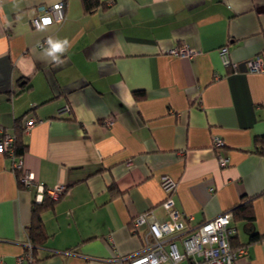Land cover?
<instances>
[{"label": "crops", "instance_id": "1", "mask_svg": "<svg viewBox=\"0 0 264 264\" xmlns=\"http://www.w3.org/2000/svg\"><path fill=\"white\" fill-rule=\"evenodd\" d=\"M56 1L0 0V125L14 135L36 120L22 128L21 156L0 153L3 262L31 243L35 188L18 181L19 158L36 182L66 186L41 211L48 237L35 264H118L142 250L148 222L133 220L168 219L163 176L176 181L167 196L188 226L230 211L231 243L245 249L234 264H264V154L254 150L264 69L247 66L264 62V0H97L90 10L62 0V21L32 27L37 6ZM45 38L70 41L62 63ZM183 44L195 55L169 52ZM224 45L235 70L220 59ZM65 104L71 112L56 117Z\"/></svg>", "mask_w": 264, "mask_h": 264}, {"label": "built area", "instance_id": "2", "mask_svg": "<svg viewBox=\"0 0 264 264\" xmlns=\"http://www.w3.org/2000/svg\"><path fill=\"white\" fill-rule=\"evenodd\" d=\"M65 1H56L50 5L41 4L37 6L38 13L30 20L32 27L39 28L42 25L57 23L65 17ZM45 38L41 46L48 47ZM173 55L191 57L195 55V50L181 45L169 51ZM219 56L224 65L235 70V63L228 59V48L226 45L220 47ZM250 71H262L264 62L260 56H255L247 62ZM69 105H62L56 110V117L69 114ZM36 120L31 117L24 123V131L34 125ZM111 122H108L110 124ZM14 135L7 133L0 125V153H6L15 158L12 149ZM222 144L221 139L213 137L212 146L218 147ZM220 166L226 165V159H218ZM13 170H20L18 181L27 188H35L34 201L41 202L43 197L48 196L52 200L58 199L66 189L65 185H54L45 187L36 182L32 174L26 170L22 161L17 158L13 163ZM160 187L165 194L162 202L167 210L168 219L158 220L151 215L141 214L134 218L133 225L137 229L142 222H148L149 238L145 239L142 250L130 255H123L117 258L118 264H234L244 253V247H234L230 238L235 232L231 223L229 211H223L213 219L204 221L195 226H188L186 215L172 206V199L168 193L175 189L176 181L168 176L160 179ZM150 218V219H149ZM32 245L27 242L23 245V250L16 256L14 264H35V259L31 251ZM0 264H5L0 258Z\"/></svg>", "mask_w": 264, "mask_h": 264}, {"label": "trees", "instance_id": "3", "mask_svg": "<svg viewBox=\"0 0 264 264\" xmlns=\"http://www.w3.org/2000/svg\"><path fill=\"white\" fill-rule=\"evenodd\" d=\"M82 1L84 3V8L86 10H90L92 7H94L96 4H98L97 0H82ZM228 68H230V67H228ZM230 69H232V68H230ZM22 128L24 130V127H21L19 125V128H17L18 130L16 129L18 132L17 133L15 132V134H14L12 149H13L15 157L21 156L26 149V145L23 143V141L21 139ZM255 140H256V143H255L256 145H255L254 150L258 153L264 154V135L257 137ZM15 173H16V176L18 179V176L20 175L21 171L15 170ZM54 201L55 200H52L48 196L43 197L41 202H36L33 200L31 221L27 225L26 231H27L28 238H29L31 245H32L31 251H32V255H33L34 259H36V249L39 246H41L48 237V235L45 231V228H44L42 218H41V211L44 210L45 208L52 206ZM245 207L248 208V212L245 215H242V217H244L248 221L252 220L253 215H252L250 205H248V203H246L243 206L242 205L240 206V208H242V209ZM240 208H238V209H237V207H236V209L234 208L235 209L234 213L239 212ZM258 237H259L258 233H255V232L251 233L252 239H257Z\"/></svg>", "mask_w": 264, "mask_h": 264}, {"label": "clouds", "instance_id": "4", "mask_svg": "<svg viewBox=\"0 0 264 264\" xmlns=\"http://www.w3.org/2000/svg\"><path fill=\"white\" fill-rule=\"evenodd\" d=\"M0 18L4 20L5 24L8 23L7 17L3 16L2 10H0ZM47 44L46 55L51 57L52 61L56 64L62 63L61 56L68 51V48L71 46L70 41L67 39L53 40L50 38Z\"/></svg>", "mask_w": 264, "mask_h": 264}]
</instances>
